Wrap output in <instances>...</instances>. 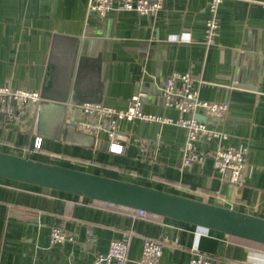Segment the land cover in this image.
<instances>
[{"label": "crops", "instance_id": "1", "mask_svg": "<svg viewBox=\"0 0 264 264\" xmlns=\"http://www.w3.org/2000/svg\"><path fill=\"white\" fill-rule=\"evenodd\" d=\"M88 2L0 0V87L42 97L34 120L0 123V152L264 219V0H223L208 48L209 0H166L151 17L120 11L100 17L88 12ZM172 73L199 79L203 101L227 100L220 121L195 115L223 140L196 146L199 152L246 148L241 185L223 181L210 160L182 168L185 133L177 126L125 124L130 140L122 154L107 151L104 135L76 129L80 104L123 110L139 92L143 112L176 119L159 91ZM133 137L151 141L148 154L156 150V161L141 154ZM53 228L74 241L51 245ZM127 238L126 264H138L145 240L161 242L159 264H188L195 253L228 264H264V252L243 239L0 178V264H102L96 257Z\"/></svg>", "mask_w": 264, "mask_h": 264}, {"label": "built area", "instance_id": "2", "mask_svg": "<svg viewBox=\"0 0 264 264\" xmlns=\"http://www.w3.org/2000/svg\"><path fill=\"white\" fill-rule=\"evenodd\" d=\"M166 0H89L88 12L104 17L111 11L131 12L139 16H154L163 8ZM223 0H209L207 5L208 18L204 27V45L208 48L214 45L218 29L217 11ZM199 79L189 74L172 73L167 76L159 91L163 105L167 109L175 110L176 119L170 117L148 114L142 111V99L144 94L139 92L130 98L126 109L119 110L104 106L101 103L85 102L79 105L78 110L81 119L75 124L76 129L97 137L104 135L107 140V151L113 154L123 153V144L130 140L129 135L123 131L127 123L138 121L141 123H156L181 128L185 133L182 147L180 166L190 167L193 164L202 165L207 160L212 162L214 170L221 179L232 185H241L246 170V148L221 146L214 151L199 152L197 142L201 140H223L224 135L210 127L207 122L198 120L195 115L203 113L207 119L220 121L225 118L228 111L227 100L206 102L199 98ZM42 102L38 92L25 90H12L9 87H0V123H13L24 117L35 118L36 110ZM208 121V120H207ZM141 154L150 161H156V150L148 154L151 141L134 138ZM41 139L35 138L33 148L39 149ZM139 215L145 212L136 211ZM74 238L67 235L59 228H53L50 235V244L73 242ZM128 238L112 241L105 255L96 257L97 263L102 264H126L128 261ZM162 255L160 241L145 240L138 264H159ZM188 264H228L218 259L195 253Z\"/></svg>", "mask_w": 264, "mask_h": 264}, {"label": "water", "instance_id": "3", "mask_svg": "<svg viewBox=\"0 0 264 264\" xmlns=\"http://www.w3.org/2000/svg\"><path fill=\"white\" fill-rule=\"evenodd\" d=\"M0 178L114 207L141 210L264 245V219L146 186L1 152Z\"/></svg>", "mask_w": 264, "mask_h": 264}, {"label": "trees", "instance_id": "4", "mask_svg": "<svg viewBox=\"0 0 264 264\" xmlns=\"http://www.w3.org/2000/svg\"><path fill=\"white\" fill-rule=\"evenodd\" d=\"M160 217V216H159ZM247 244H249V246L252 249L258 250V251H263L264 252V245L258 244V243H253V242H247Z\"/></svg>", "mask_w": 264, "mask_h": 264}]
</instances>
